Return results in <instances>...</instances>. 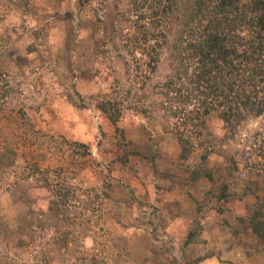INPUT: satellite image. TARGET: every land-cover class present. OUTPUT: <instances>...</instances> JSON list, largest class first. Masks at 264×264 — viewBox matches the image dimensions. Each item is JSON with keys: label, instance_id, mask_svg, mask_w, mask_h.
Returning a JSON list of instances; mask_svg holds the SVG:
<instances>
[{"label": "rangeland", "instance_id": "374dc122", "mask_svg": "<svg viewBox=\"0 0 264 264\" xmlns=\"http://www.w3.org/2000/svg\"><path fill=\"white\" fill-rule=\"evenodd\" d=\"M33 1V13L8 5L0 15V264H196L186 257L192 247L203 250L199 264H213V249L218 264H264L251 225L264 204V174L243 164L227 177L231 155L257 162L250 146L264 119H249L223 143L227 131L212 117L218 154L202 163L197 150L185 164L165 128L180 123L166 115L167 56L152 74L118 17L135 0ZM134 86L145 96L139 104L126 99ZM103 101L118 103V126L98 109ZM157 173L174 176L175 186ZM252 181L256 194L246 195ZM155 183L179 199L199 198V217L180 200L164 207ZM225 185L229 198L220 202ZM65 189L72 193L62 206Z\"/></svg>", "mask_w": 264, "mask_h": 264}, {"label": "trees", "instance_id": "16d2710c", "mask_svg": "<svg viewBox=\"0 0 264 264\" xmlns=\"http://www.w3.org/2000/svg\"><path fill=\"white\" fill-rule=\"evenodd\" d=\"M14 3L0 0V15L7 14L8 5L33 13L32 4H36L33 0ZM79 6L83 7V3ZM144 10L150 13L144 14ZM128 14L137 17L134 20ZM118 15L130 23L133 35L128 41L133 43V54L141 52L147 60L144 67L152 74L162 66L163 56H167L170 73L164 89L171 110L166 115L167 120L180 123L173 129L165 128L179 144L180 158L185 164L197 150L202 151V163L207 161L209 154H218V140L208 129L212 117L217 116L227 131L223 143L234 141L249 119H264V0H135L132 10ZM147 82L142 80L143 87ZM140 93L135 86L129 87L126 99L132 98L139 104L145 99ZM98 109L118 126L121 114L118 103L103 101ZM112 113L118 115L112 117ZM142 114L150 115L148 111ZM252 142L250 151L257 162L251 163L240 159L239 153L233 154L229 158L227 177L239 176L243 164L244 170L264 174V127ZM158 176L172 179L175 186L174 176L157 173L153 178ZM206 178L213 180L209 175ZM155 186L165 193L172 190L171 187L168 190L160 188L156 183ZM229 189L230 186H223L218 197L220 202L228 200ZM244 189L246 195H255V182L245 183ZM71 193L70 189L58 191L62 206L66 205ZM96 198L100 200L101 197ZM189 205L203 210L200 201L194 198ZM202 216L206 215L202 213ZM263 218L264 204L261 203L251 225L253 233L262 241ZM195 232H190L185 245L193 242ZM199 262L200 259L196 264Z\"/></svg>", "mask_w": 264, "mask_h": 264}, {"label": "crops", "instance_id": "0c3cea01", "mask_svg": "<svg viewBox=\"0 0 264 264\" xmlns=\"http://www.w3.org/2000/svg\"><path fill=\"white\" fill-rule=\"evenodd\" d=\"M175 194H176V192H174ZM165 197L167 198V199H165L164 200V202H163V204H165L164 205V207H167L168 206V204H169V206H171L170 204H176V202H177V200H180V204L182 205V206H184V207H186V206H188L190 209H191V215H195V217L196 216H198L199 217V213H198V211H197V208L195 207V206H192V205H188L187 203H189V202H191L192 201V198H188V199H179V197L178 196H176V195H174L173 193H165ZM168 198H169V201H168ZM203 198H204V196H203ZM196 200L197 201H199V198H197L196 197ZM168 201V202H167ZM164 213V212H163ZM160 219H161V224L164 226V219L163 218H161L160 217ZM162 221L164 222V223H162ZM174 222V221H173ZM212 237H215V236H212ZM255 238V236L253 235L252 236V239H254ZM256 239V238H255ZM163 246V244L161 245V247ZM252 246H254L253 248L255 249V251H253V253L254 252H256V245H252ZM196 247H192L191 249H190V253H186V257L188 256L191 260L190 261H195V260H198V259H200V258H202V254H200V252H202L203 250L201 249H195ZM162 249L166 252V250H167V248H165L164 246L162 247ZM247 249L248 248H246L244 251H245V255H244V262L246 261V262H248L249 261V259H252L253 257V255L252 254H248L247 253ZM209 252V254H212L213 255V257H212V259H213V264H218V263H215V260L216 261H218V258H215V255L217 254V252H216V249H213V250H208ZM167 253V252H166ZM208 254V255H209ZM209 257H211V255H209ZM209 257H207V260H210V258ZM242 258V259H243ZM212 259L210 260V263H211V261H212ZM207 260H205V261H207ZM219 264H220V262H219Z\"/></svg>", "mask_w": 264, "mask_h": 264}]
</instances>
